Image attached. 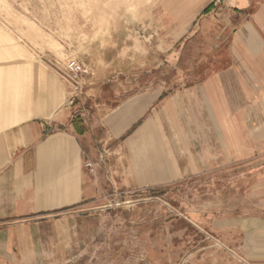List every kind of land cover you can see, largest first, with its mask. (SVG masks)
I'll return each instance as SVG.
<instances>
[{
	"label": "rangeland",
	"instance_id": "1",
	"mask_svg": "<svg viewBox=\"0 0 264 264\" xmlns=\"http://www.w3.org/2000/svg\"><path fill=\"white\" fill-rule=\"evenodd\" d=\"M161 1L0 0V133L65 111L85 110L92 129L104 127L102 192L83 207L102 228L72 244L65 264H264V159L177 181L147 159L160 95L180 88L182 75L186 85L209 51L196 39L177 70L160 64V51L168 61L174 52L162 45Z\"/></svg>",
	"mask_w": 264,
	"mask_h": 264
},
{
	"label": "crops",
	"instance_id": "2",
	"mask_svg": "<svg viewBox=\"0 0 264 264\" xmlns=\"http://www.w3.org/2000/svg\"><path fill=\"white\" fill-rule=\"evenodd\" d=\"M160 9L162 45L174 47L170 61L160 51L161 65L177 70L183 46L196 39L209 51L196 58L186 85L182 75L180 88L160 95L150 115L158 143L146 146L147 159L174 181L264 159V0H162ZM85 112L0 133V264H65L72 244L101 230L96 211L83 207L102 192L96 134L104 127L92 129ZM93 157L94 180L87 171Z\"/></svg>",
	"mask_w": 264,
	"mask_h": 264
},
{
	"label": "built area",
	"instance_id": "3",
	"mask_svg": "<svg viewBox=\"0 0 264 264\" xmlns=\"http://www.w3.org/2000/svg\"><path fill=\"white\" fill-rule=\"evenodd\" d=\"M68 67H69V70H70L71 72H73V73H79V72H81V66L78 65V64L75 63V62H71V63L68 65Z\"/></svg>",
	"mask_w": 264,
	"mask_h": 264
},
{
	"label": "trees",
	"instance_id": "4",
	"mask_svg": "<svg viewBox=\"0 0 264 264\" xmlns=\"http://www.w3.org/2000/svg\"><path fill=\"white\" fill-rule=\"evenodd\" d=\"M208 10V8H206L203 12H206Z\"/></svg>",
	"mask_w": 264,
	"mask_h": 264
}]
</instances>
